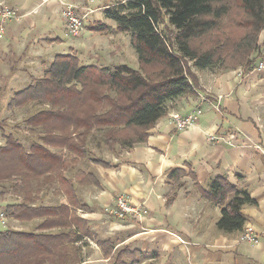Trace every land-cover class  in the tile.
<instances>
[{
	"label": "trees",
	"instance_id": "obj_1",
	"mask_svg": "<svg viewBox=\"0 0 264 264\" xmlns=\"http://www.w3.org/2000/svg\"><path fill=\"white\" fill-rule=\"evenodd\" d=\"M233 1L245 14L239 22L245 34L239 40H217L207 49L197 44L218 26L230 0H122L107 5L103 14L114 27L93 21L89 30L128 33L139 68L83 65L75 54H57L41 76L12 94L8 111L39 108L12 127L22 125L29 132L28 145L0 121V187L20 197L6 204L3 214L37 223L33 231L0 230V264H79L77 243L91 231L76 214V208L88 209L78 201L77 185H99L93 172L76 166H113L100 153L145 143L149 130L167 113V104L193 91L192 69H255L264 50V0ZM144 67L152 71L145 73ZM183 174L180 168L168 174V200L184 185ZM189 174L201 196L221 207L217 228L242 233L247 218L241 209L256 204L250 193L225 176L213 177L203 187ZM50 191L62 192L66 201L40 202ZM117 240L97 241L103 256H110L109 264H140L136 249L122 246L112 252Z\"/></svg>",
	"mask_w": 264,
	"mask_h": 264
},
{
	"label": "crops",
	"instance_id": "obj_2",
	"mask_svg": "<svg viewBox=\"0 0 264 264\" xmlns=\"http://www.w3.org/2000/svg\"><path fill=\"white\" fill-rule=\"evenodd\" d=\"M85 1L0 0L20 15L5 24L0 38V70L5 68L0 101L17 91L10 83L18 74L29 79L26 87L32 77H39L31 73L32 63H40L41 76L57 54H75L83 65L111 67L124 63L125 48L118 43L123 32L100 34L88 28L97 21L93 18L96 11L122 0L88 3L87 10L94 12L88 15L81 9L85 13L82 31L77 37L66 34L61 16L63 3L78 9ZM113 23L106 24L114 27ZM46 47L47 54L52 52L47 57L42 54ZM192 72L193 91L167 104V113L149 130L145 143L112 160L107 158L113 166L94 165L92 172L99 186L77 185V189L85 188L83 193L79 188L81 192L77 190L76 196L88 209L76 208V214L91 231L90 237L84 236L77 244L85 245L87 240L98 249L95 254H100L105 264L110 263V256L104 257L97 244L103 239H118L112 252L122 246L138 250L140 264H264V70L255 67L243 73L240 67L229 70L213 67ZM196 108L202 114L193 128L180 131L169 123V112L186 115ZM209 134L223 140L210 142ZM177 168L184 171L181 176L184 185L168 200L172 193L168 174ZM190 171L203 187L213 177L225 176L231 184L250 193L256 204L244 206L241 212L247 218L246 226L257 234V243L241 242V232L217 228L221 207L201 196ZM119 195L127 197L139 211L147 210L148 216L129 215L119 219H126L124 222H107L104 209ZM100 223L99 227H106V232L127 233L109 232L99 238L96 227ZM82 245L79 264H100L95 263L99 260L93 263L92 259H84Z\"/></svg>",
	"mask_w": 264,
	"mask_h": 264
},
{
	"label": "rangeland",
	"instance_id": "obj_3",
	"mask_svg": "<svg viewBox=\"0 0 264 264\" xmlns=\"http://www.w3.org/2000/svg\"><path fill=\"white\" fill-rule=\"evenodd\" d=\"M97 1H99V2L102 1V3H105V4H108V2H111V1L114 2V0H97ZM90 2L92 5H95V3H96V2H94V0H86L85 4H83L81 6L82 8H78V9L76 8V12L79 13L81 16L84 15L85 13H83V10H81V9H85L87 11V8H88L87 6H90V5H88V3H90ZM227 9H228L227 13L224 16H222L218 26L216 28L212 29L211 31H209L208 33H206L204 35V37L201 39V41L197 44L198 46H201L202 49L210 48L217 40H220V41L227 40V39H229L230 41L239 40L245 34L246 29L243 27V23L242 24L239 23L240 21L245 19V14L242 12V10L239 7H237L236 2L233 0H230V2L228 3ZM91 10L93 11V9H91ZM62 11H63V9H62ZM62 11H61V16H62V20H63L64 29H65L66 34L68 36H72L66 28L65 19L63 18ZM92 13H90V14H92ZM17 14H18V11H17ZM88 15H89V13H88ZM19 17H20V15H19ZM19 17L17 19H19ZM93 18L96 19L97 21L106 22V23L109 22L111 24L113 23L112 20L105 18L104 14H103V10L96 11L95 14L93 15ZM17 19H13V20H17ZM84 19L82 20V29L84 26ZM82 29L79 31V33L82 31ZM79 33L75 36H72V37H77L79 35ZM262 35H263V33H261L260 39L263 37ZM118 39H119L118 43L123 44V46L125 48V54L122 55V58H124V63L129 65L130 67H132L134 69L139 68L137 56H136V53H135V51L131 45V39H130L129 34L124 33V35ZM48 50H49V48L46 47V49H44L42 52V54L46 53V57L52 54V52H49V54H47ZM260 54H261V57H258L257 60H259L260 58H261V60L264 59V50H261ZM99 62H102V61H99ZM115 64H117V63H115ZM17 66H19V65H17ZM227 66H231V65H227ZM112 67H114V66H111L110 68H112ZM31 68H32V70H31L32 74H34L36 76H40L41 65L39 62H33L31 65ZM214 68L217 70H222L218 66H215ZM4 69L5 68H2L0 70V83L2 82V75H4V73H3ZM142 70L145 73H148V72L152 71V68L151 67L150 68L144 67V68H142ZM28 81H29V79L27 77L25 79V78H23L22 74H18L17 78L15 80L11 81L10 85H12V89L18 90V89L24 87L28 83ZM10 96H11V94H9L8 97H4V99H2V101H0V121L7 122L8 127L6 128V131L7 132H9V131L13 132V134L18 136L25 145H28L29 139L31 137L29 132L27 130H25L22 125H20L21 127H19V128H12V127L15 126L17 123L19 125V122L23 118H25L26 116H28L32 112L36 111L39 107L30 105L28 107H25V108L17 110V111H8L5 107V104L7 103ZM1 143H3V139L1 137V132H0V144ZM125 151L126 150H121L118 147L112 151L105 150V151H103V153H100V155L102 157H105L106 159L109 158L112 160V157H115V158L119 157ZM95 153H97V151H95ZM76 168L83 169L86 172L87 171L92 172L95 170V167L91 166L87 162L79 163L76 166ZM66 175L69 176L70 174L67 173ZM5 187H7V186H5ZM79 188L81 189V191L85 190V188H83V187L82 188L78 187V189H77L78 193L81 192L79 190ZM83 191H82V193H83ZM86 193H89V192H86ZM19 200H20V197L16 196L12 192H9L8 189H7V191L3 192L1 187H0V230L13 229V230H22V231H33L35 229V225H36L37 221L30 222V223H21V222L9 220L5 217V215H4V219H5L4 224L2 223L1 213H3L4 206L8 203L16 202ZM115 200H116V198L114 199V202L112 204H110L109 206H107L104 209V216L103 217H105L107 222H112L114 220L120 221L119 219L115 218L114 216H111L108 212L109 209L114 206ZM65 201H66V197L62 192L58 193L56 191L55 192L50 191V192L40 196V202H42L43 204H46V205H54V204H58V203H63ZM140 212H141L142 216H148V214H149L147 210H143V209H140ZM131 219L137 220L136 218H132V217H131ZM124 221H127V220L125 219V220H122L120 222H124ZM100 225H101V223L97 224V227H96L97 236L99 238L106 237L108 235L107 233H109V232H111V233H109L111 235H113V234L122 235L124 233H127V231H123V230H113V231L109 230V232H106V227L101 228V227H99ZM86 243L87 244H85V245L77 244L78 246H80V245L83 246L82 254L84 256V259L86 261H90V259H92L91 262H93V263L95 261L99 260L98 262H95V263L105 264L103 261L100 260V254H98V256L95 254V252H97L98 249H96L94 247V245L90 244L87 240H86ZM92 243H93V241H92ZM86 263L87 262L82 263V264H86Z\"/></svg>",
	"mask_w": 264,
	"mask_h": 264
},
{
	"label": "built area",
	"instance_id": "obj_4",
	"mask_svg": "<svg viewBox=\"0 0 264 264\" xmlns=\"http://www.w3.org/2000/svg\"><path fill=\"white\" fill-rule=\"evenodd\" d=\"M89 12H92V10L88 9L87 13ZM62 15L65 19V24L68 32L73 36L77 35L82 29V20L84 19V16H81L79 13H77L75 5L70 3H63ZM18 17L19 15L17 14V11L15 9L4 3H0V38L3 35L5 24L10 20L17 19ZM256 69L259 71L264 70V59L257 63ZM201 114L202 110L200 108H196L186 115H181L178 112L171 111L167 114V116L169 123H171L175 127V129L183 131L193 128ZM222 140L223 138L216 134L208 135V141L210 142ZM228 142L230 144H233L230 141ZM130 203L131 202L127 197L119 195L116 197L114 206L111 207L108 212L111 216H114L117 219H124L129 215H134L137 217L140 216L141 212ZM1 215L2 223L4 224V214L1 213ZM239 241L257 243L258 237L252 227L245 226V229L239 236Z\"/></svg>",
	"mask_w": 264,
	"mask_h": 264
}]
</instances>
